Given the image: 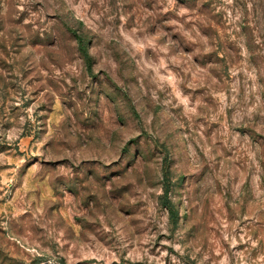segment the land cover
<instances>
[{"label": "rangeland", "instance_id": "rangeland-1", "mask_svg": "<svg viewBox=\"0 0 264 264\" xmlns=\"http://www.w3.org/2000/svg\"><path fill=\"white\" fill-rule=\"evenodd\" d=\"M0 264H264V0H0Z\"/></svg>", "mask_w": 264, "mask_h": 264}, {"label": "trees", "instance_id": "trees-1", "mask_svg": "<svg viewBox=\"0 0 264 264\" xmlns=\"http://www.w3.org/2000/svg\"><path fill=\"white\" fill-rule=\"evenodd\" d=\"M73 34L76 37L75 39L80 47V50L82 51L85 58L88 60L90 56L86 48V40L82 36L78 35L77 33H73ZM164 205L167 207L169 211V217L171 221L173 222V224H176L178 220V212L176 211L175 206L168 200H165Z\"/></svg>", "mask_w": 264, "mask_h": 264}]
</instances>
